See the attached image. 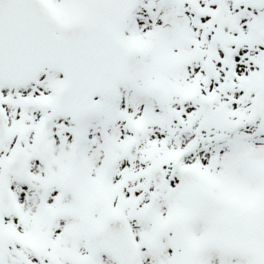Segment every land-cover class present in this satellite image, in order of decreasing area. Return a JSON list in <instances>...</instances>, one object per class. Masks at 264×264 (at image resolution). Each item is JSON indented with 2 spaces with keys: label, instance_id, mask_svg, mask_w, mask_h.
Returning <instances> with one entry per match:
<instances>
[{
  "label": "snow or ice",
  "instance_id": "snow-or-ice-1",
  "mask_svg": "<svg viewBox=\"0 0 264 264\" xmlns=\"http://www.w3.org/2000/svg\"><path fill=\"white\" fill-rule=\"evenodd\" d=\"M0 264H264V0H0Z\"/></svg>",
  "mask_w": 264,
  "mask_h": 264
}]
</instances>
